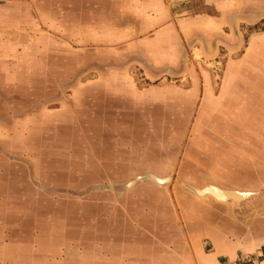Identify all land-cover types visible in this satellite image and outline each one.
Instances as JSON below:
<instances>
[{"label": "rangeland", "instance_id": "obj_1", "mask_svg": "<svg viewBox=\"0 0 264 264\" xmlns=\"http://www.w3.org/2000/svg\"><path fill=\"white\" fill-rule=\"evenodd\" d=\"M182 5L203 9L201 0ZM26 6L0 0V19L7 22L0 29V264H83V206L107 207L112 201L94 193L92 202L90 191L131 189L133 206L116 205L125 210L143 207L152 187L187 191V183L250 190L258 194L231 205L236 217L249 212L244 217H259L264 226V117L256 116L264 73L257 55L252 67L244 59L226 68L243 53L235 49L242 31L247 41L264 30V17L257 19L264 0H243L235 8V18L254 22L235 24V50L219 45V38L218 47L203 42L189 48L183 76L151 79L138 65L127 68L124 75L139 89V99L147 91L145 102L131 104L139 114L135 119L115 115L128 104L119 100L114 72L92 69L110 56L66 37L65 22L52 29ZM242 64L251 69L241 72ZM197 78L207 86L195 88ZM224 79L234 82L228 88L233 95L218 98ZM151 175L173 180L161 185ZM263 248L246 262L264 263Z\"/></svg>", "mask_w": 264, "mask_h": 264}, {"label": "crops", "instance_id": "obj_2", "mask_svg": "<svg viewBox=\"0 0 264 264\" xmlns=\"http://www.w3.org/2000/svg\"><path fill=\"white\" fill-rule=\"evenodd\" d=\"M16 1H23L24 5L28 4L27 8L29 5L34 8L38 16L44 17L41 22H46L52 29L65 22L68 32L66 37L83 39L85 43L93 44L99 53L110 56L92 69L102 75L114 72L117 79L114 80L119 83L121 92L119 100L128 104L125 108L116 110L115 115L121 118L135 119L139 114L131 104L139 105L146 101V89L139 99V89L132 88L125 77L127 68L138 65L146 77L151 79L161 75L183 76L188 49L195 46L201 48L203 42L206 47L209 44V47L217 46L219 38V45L224 43V46H231V51L243 48L241 57L229 62L227 72L236 61L242 62L244 59L252 67L254 55H257L259 70L262 69L264 73V30L252 33L247 41L242 31L237 47L234 49L232 45L235 24L240 25L246 21L234 17L235 8H240L243 0H201L203 9L197 12L191 11V6L182 5L183 0L181 3L177 2L176 6L167 0L60 1L63 3L49 0V4L44 6L38 0ZM263 17L264 13L259 14L257 19L261 20ZM6 23L4 19H0V29L3 25L7 26ZM248 23L254 22L246 21L245 25ZM2 52L0 48V53ZM250 67L243 68L242 64L241 72H246ZM194 80L195 88L207 86L205 79ZM241 80L250 81V78ZM223 81L224 89L218 98L233 95L228 88L233 87L234 82L231 79ZM95 82L96 79L92 82L88 80V83ZM258 84L262 89L259 90L256 116L263 118L264 78H259ZM205 96L208 97L207 91L199 97L203 99ZM142 113L147 117V113ZM105 165L106 163L103 164ZM180 169L179 166L178 170ZM172 180L170 177L168 183L161 185L172 183ZM215 186L225 189L221 185ZM152 188V194L144 196L143 207L125 210L116 205L121 202L127 207L133 206L135 200L130 196L131 189L87 193V199H92V202H96L95 194L108 196L112 201L111 206L108 204L107 207L93 205L94 203H85L83 206V264H221L222 261L228 264H248L245 260L248 256L259 250L258 255H261L264 226H261L263 222H260L259 217L249 219L244 217L249 215L246 212L240 219L236 217L238 212L232 206L234 203H220L210 197L197 199L176 187H167V190ZM230 191L246 193L250 190ZM117 199H122L123 202H118ZM88 233L89 238L91 235L95 238L87 239ZM154 234L157 237L165 236L172 242L157 240ZM260 261L263 260L258 259L254 264H264Z\"/></svg>", "mask_w": 264, "mask_h": 264}, {"label": "bare ground", "instance_id": "obj_3", "mask_svg": "<svg viewBox=\"0 0 264 264\" xmlns=\"http://www.w3.org/2000/svg\"><path fill=\"white\" fill-rule=\"evenodd\" d=\"M149 177V176H148ZM153 179H155L156 181L160 182L161 184L163 183H168L169 178L168 177H164V178H158L156 176H150ZM193 189V187H192ZM196 189L197 192V199H204L206 197H213L216 201L222 202V203H230V204H238L235 201L240 200L241 198L247 196L248 194H250L249 192L246 193H241V192H237V191H230L229 190H225V189H221L213 184H207L204 185L203 187L200 188H194ZM196 194V193H195Z\"/></svg>", "mask_w": 264, "mask_h": 264}, {"label": "water", "instance_id": "obj_4", "mask_svg": "<svg viewBox=\"0 0 264 264\" xmlns=\"http://www.w3.org/2000/svg\"><path fill=\"white\" fill-rule=\"evenodd\" d=\"M151 178V177H150ZM168 178H170V177H168ZM151 179H153V178H151ZM154 181H156L155 179H154ZM157 183H159V184H161L160 182H158V181H156ZM182 186L187 190V192H189L190 194H192L195 198H196V196H197V192H196V189H194V188H200V187H198V186H195V185H190V184H187V183H182ZM192 187H194L193 189H192ZM250 194H248L247 196H245V197H243V198H241L240 200H238V201H235V202H237V203H241V202H243V201H245L246 199H248V198H250L251 196H254V195H256V194H258V192H251V191H248ZM196 193V194H195ZM255 193V194H254ZM198 197V196H197ZM210 198H213L212 196L210 197ZM214 199V198H213Z\"/></svg>", "mask_w": 264, "mask_h": 264}, {"label": "trees", "instance_id": "obj_5", "mask_svg": "<svg viewBox=\"0 0 264 264\" xmlns=\"http://www.w3.org/2000/svg\"><path fill=\"white\" fill-rule=\"evenodd\" d=\"M263 251H264V248H263Z\"/></svg>", "mask_w": 264, "mask_h": 264}, {"label": "flooded vegetation", "instance_id": "obj_6", "mask_svg": "<svg viewBox=\"0 0 264 264\" xmlns=\"http://www.w3.org/2000/svg\"><path fill=\"white\" fill-rule=\"evenodd\" d=\"M263 247H264V246H263ZM263 247H262V248H263Z\"/></svg>", "mask_w": 264, "mask_h": 264}]
</instances>
